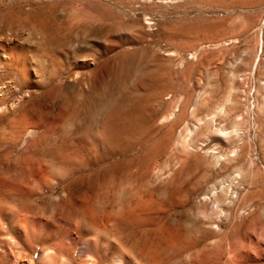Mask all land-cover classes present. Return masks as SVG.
I'll return each mask as SVG.
<instances>
[{"label":"rangeland","instance_id":"374dc122","mask_svg":"<svg viewBox=\"0 0 264 264\" xmlns=\"http://www.w3.org/2000/svg\"><path fill=\"white\" fill-rule=\"evenodd\" d=\"M0 87L5 208H159L264 264V0H0Z\"/></svg>","mask_w":264,"mask_h":264},{"label":"bare ground","instance_id":"6f19581e","mask_svg":"<svg viewBox=\"0 0 264 264\" xmlns=\"http://www.w3.org/2000/svg\"><path fill=\"white\" fill-rule=\"evenodd\" d=\"M2 91L0 87V264H228L221 259L223 243L218 244L217 260H213L209 247L198 249L191 230L183 235L178 226L167 225L159 208H69L77 221L43 223L5 208L8 167L2 123L8 107ZM37 225L47 226L53 239H38V243ZM129 235L134 243L127 242Z\"/></svg>","mask_w":264,"mask_h":264}]
</instances>
